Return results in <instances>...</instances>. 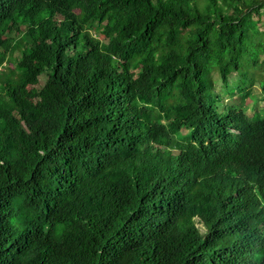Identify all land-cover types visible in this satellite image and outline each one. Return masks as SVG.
<instances>
[{
  "label": "trees",
  "instance_id": "16d2710c",
  "mask_svg": "<svg viewBox=\"0 0 264 264\" xmlns=\"http://www.w3.org/2000/svg\"><path fill=\"white\" fill-rule=\"evenodd\" d=\"M260 16L0 0V264H264V110L219 111L210 78L264 99Z\"/></svg>",
  "mask_w": 264,
  "mask_h": 264
},
{
  "label": "rangeland",
  "instance_id": "374dc122",
  "mask_svg": "<svg viewBox=\"0 0 264 264\" xmlns=\"http://www.w3.org/2000/svg\"><path fill=\"white\" fill-rule=\"evenodd\" d=\"M263 13V10L260 11V14ZM60 20V17H57ZM257 18L256 16L254 19ZM260 21L257 22V28L260 29L264 26V16H260ZM92 35L95 36L96 38L104 41V38L98 34L97 32L91 31ZM13 52L14 56H17V52H14V49L11 50ZM253 74H255L254 77H256V81L264 79V70L262 69H254L252 70ZM252 74V75H253ZM210 78L212 80V93L214 96L217 97L216 99V106L219 111H221L224 107L222 104L228 105V106H238L239 104H242L243 109L245 110V114L249 117H251L255 112H263L264 110V99H259L261 97V88L258 85V82H255L251 86L250 90V95L243 101H237L235 102L236 98H231L229 95L230 92H233L235 87H236V81L238 79L237 75L235 73L230 74L228 77V82L227 85L224 86L222 81L220 80L218 76V70L215 69L211 72ZM251 74L244 80V83L248 82L251 79ZM45 81L44 76L39 77V82H38V87H41ZM236 82V83H235ZM235 84V85H234ZM244 94L240 93L239 96L243 97ZM29 103L31 102V98H28L27 100ZM233 107V106H232ZM239 107V106H238ZM241 107V105H240ZM263 114V113H262ZM186 134V131L182 130L178 134V137L180 140H183L184 136Z\"/></svg>",
  "mask_w": 264,
  "mask_h": 264
}]
</instances>
